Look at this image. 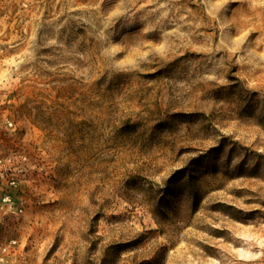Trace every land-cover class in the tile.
<instances>
[{"label":"rangeland","instance_id":"374dc122","mask_svg":"<svg viewBox=\"0 0 264 264\" xmlns=\"http://www.w3.org/2000/svg\"><path fill=\"white\" fill-rule=\"evenodd\" d=\"M4 193L0 264H264V0H0Z\"/></svg>","mask_w":264,"mask_h":264},{"label":"built area","instance_id":"2783aa9c","mask_svg":"<svg viewBox=\"0 0 264 264\" xmlns=\"http://www.w3.org/2000/svg\"><path fill=\"white\" fill-rule=\"evenodd\" d=\"M9 126H13V122L9 121L8 122ZM9 183L12 185V186H15L17 185V182H16V179H11L9 180ZM0 199H2L3 201H11L12 200V197H11V194L9 193H4Z\"/></svg>","mask_w":264,"mask_h":264}]
</instances>
